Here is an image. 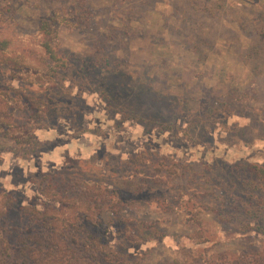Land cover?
Wrapping results in <instances>:
<instances>
[{
  "label": "rangeland",
  "instance_id": "1",
  "mask_svg": "<svg viewBox=\"0 0 264 264\" xmlns=\"http://www.w3.org/2000/svg\"><path fill=\"white\" fill-rule=\"evenodd\" d=\"M0 43V192L104 199L144 264L264 250V0H0Z\"/></svg>",
  "mask_w": 264,
  "mask_h": 264
},
{
  "label": "trees",
  "instance_id": "2",
  "mask_svg": "<svg viewBox=\"0 0 264 264\" xmlns=\"http://www.w3.org/2000/svg\"><path fill=\"white\" fill-rule=\"evenodd\" d=\"M49 24V20L40 21L39 31L46 38L54 37ZM4 48L5 45L0 43V51ZM43 49L50 59L55 60L49 42L44 43ZM0 61L4 62L5 66H10L13 71L19 70L20 76L28 77V68L22 66L21 61L6 60L1 55ZM43 76L45 75L36 79L37 83ZM9 110V117L15 118L14 113L18 110L14 105ZM18 130L22 131L14 136V145L19 144L21 136L29 140L31 145L34 144V135L27 134V129L24 132L21 126ZM71 176L76 180L85 177V174L78 170ZM84 182L88 186H94L90 180ZM95 189L99 190V187L95 186ZM47 193L51 194L52 199L48 198ZM0 195V264H144L143 256L130 253L129 248L138 247L155 238H146L135 231L128 237H121V243L116 249L108 248L105 239L108 229L100 216L103 213H112L114 207H106L104 199H98L101 205L95 204L94 200L90 199L93 198L92 195L87 196L89 198L86 197L85 200H78L79 196L65 197L64 192L50 193L49 187L38 190V194L30 202L18 200L20 194L17 193L1 191ZM116 216L112 217L108 224H124L125 220L119 215ZM97 217L99 220L93 221V218ZM254 217L256 215L250 218ZM255 229L264 233L262 225H257ZM236 259L232 264H264V250L254 248ZM167 264L179 263L173 261Z\"/></svg>",
  "mask_w": 264,
  "mask_h": 264
}]
</instances>
